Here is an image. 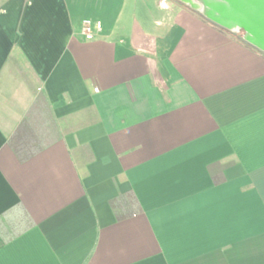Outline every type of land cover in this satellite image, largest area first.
Wrapping results in <instances>:
<instances>
[{
    "label": "crops",
    "instance_id": "0c3cea01",
    "mask_svg": "<svg viewBox=\"0 0 264 264\" xmlns=\"http://www.w3.org/2000/svg\"><path fill=\"white\" fill-rule=\"evenodd\" d=\"M0 264H264V55L170 0H0Z\"/></svg>",
    "mask_w": 264,
    "mask_h": 264
},
{
    "label": "water",
    "instance_id": "95a60500",
    "mask_svg": "<svg viewBox=\"0 0 264 264\" xmlns=\"http://www.w3.org/2000/svg\"><path fill=\"white\" fill-rule=\"evenodd\" d=\"M264 55V0H176Z\"/></svg>",
    "mask_w": 264,
    "mask_h": 264
},
{
    "label": "built area",
    "instance_id": "2783aa9c",
    "mask_svg": "<svg viewBox=\"0 0 264 264\" xmlns=\"http://www.w3.org/2000/svg\"><path fill=\"white\" fill-rule=\"evenodd\" d=\"M101 30V23L99 21H92L90 19H85L81 23L80 33L85 40H92L96 33ZM95 91L97 89L95 88Z\"/></svg>",
    "mask_w": 264,
    "mask_h": 264
},
{
    "label": "rangeland",
    "instance_id": "374dc122",
    "mask_svg": "<svg viewBox=\"0 0 264 264\" xmlns=\"http://www.w3.org/2000/svg\"><path fill=\"white\" fill-rule=\"evenodd\" d=\"M170 1H172L173 3H176V4H179L177 1H175V0H170Z\"/></svg>",
    "mask_w": 264,
    "mask_h": 264
},
{
    "label": "flooded vegetation",
    "instance_id": "af4514ba",
    "mask_svg": "<svg viewBox=\"0 0 264 264\" xmlns=\"http://www.w3.org/2000/svg\"><path fill=\"white\" fill-rule=\"evenodd\" d=\"M176 1V0H175ZM178 2V1H177ZM178 3H180V2H178Z\"/></svg>",
    "mask_w": 264,
    "mask_h": 264
},
{
    "label": "trees",
    "instance_id": "16d2710c",
    "mask_svg": "<svg viewBox=\"0 0 264 264\" xmlns=\"http://www.w3.org/2000/svg\"><path fill=\"white\" fill-rule=\"evenodd\" d=\"M236 36V35H235ZM238 37V36H237Z\"/></svg>",
    "mask_w": 264,
    "mask_h": 264
}]
</instances>
